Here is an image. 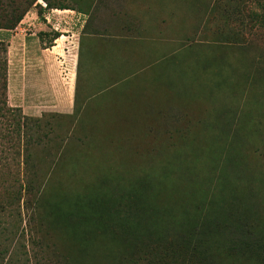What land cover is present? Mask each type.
Listing matches in <instances>:
<instances>
[{
	"label": "rangeland",
	"instance_id": "1",
	"mask_svg": "<svg viewBox=\"0 0 264 264\" xmlns=\"http://www.w3.org/2000/svg\"><path fill=\"white\" fill-rule=\"evenodd\" d=\"M21 1L12 3L14 12L48 11L42 0ZM46 1L83 13L79 20L85 22L72 65L56 51L81 21L40 17L47 49L36 77L54 80L46 78L43 88L38 80L31 102L23 103L30 111L21 109L23 115L42 117L32 192L7 197L10 187H18L11 176H21L22 168L10 149L0 151V264H145L146 243L163 247L167 229L185 232L180 224L161 228L157 236L155 224L139 223L143 232L135 227L143 216L133 205L139 189L133 177L162 172L170 164L179 170L184 160L200 168L209 188L219 162H227L228 192L237 202L258 203L256 219L264 227V0ZM8 9L9 0H0L1 17ZM3 32L6 104L21 108L14 104L19 34L14 27ZM53 32L59 39L49 42ZM88 32L94 33L82 35ZM28 61L23 66L33 67ZM42 89V94L54 89L61 98L52 93L44 98ZM163 125L184 127L188 137L151 134V127ZM166 159L170 162L162 165ZM96 197L100 202H91ZM229 221L245 223L242 215ZM241 232L232 234L250 235ZM259 238L264 242V232ZM190 241L200 244L195 236ZM263 244L241 256L246 264L264 260ZM166 250L161 264L193 262L179 250ZM231 255L224 256L226 263Z\"/></svg>",
	"mask_w": 264,
	"mask_h": 264
},
{
	"label": "trees",
	"instance_id": "2",
	"mask_svg": "<svg viewBox=\"0 0 264 264\" xmlns=\"http://www.w3.org/2000/svg\"><path fill=\"white\" fill-rule=\"evenodd\" d=\"M42 1L45 2L47 9L74 10L61 3L55 6L49 4L46 0ZM14 2L15 0H9L8 13L6 14V11H3L2 17L0 15V29H11L24 14L20 11H13L17 7L12 6ZM21 2L25 5H30L32 0H22ZM42 11V8H38L36 10L37 15L41 16ZM58 35L57 32H53L49 42L57 38ZM0 51H5L3 40L1 39ZM4 77L5 59L4 57H0V151L9 153L10 149V152L13 153L12 156L16 157L15 164H18L19 170L22 168L20 170L22 172L21 176H11L14 180H17L18 187H10L7 190V197L11 195L10 198H12L17 195L19 198L21 197L22 190L33 191V177H36V173L33 171L38 167L34 161L33 148L39 144V126L40 122H42V117L23 115L21 114V108L6 104ZM150 131L151 134H166L167 138L179 137L186 139L188 137L184 127L179 129L163 125L162 127H151ZM166 143L167 145L165 146H168L167 141ZM154 150H157V147ZM149 156L152 157V154L149 153ZM3 157L5 158L7 155L3 154ZM169 162L170 160L166 159L162 165ZM211 162L213 164L215 161ZM182 163L184 164H182V168L179 170H173L174 164H170L167 165V168L163 167L162 172L155 174L146 173L142 179L133 177L134 182L139 186V189L135 191L136 195L133 196L134 202L136 201L133 205L136 204L135 207L141 211L139 213L143 216V220L138 222L135 227L143 232V226L138 225L139 223L155 224L157 225V229L154 231V235L157 236V231L159 232L161 228L168 227L170 224L176 226L180 224V228L185 233L178 234L173 232L170 234L167 229L161 235V237H168L166 238L167 243L162 245L168 250L172 249L169 250L172 254L174 250H179L183 255H187L189 259H193V262L189 261L190 263L188 262V264L194 263L195 260L198 264H246L244 262L245 257L241 256L246 255L247 253L245 252L250 253L253 250H262L261 243H264L259 238L264 230L258 232V230L264 229V227L260 225L262 224L260 222L261 218L257 217L256 219V211L259 207L258 203H252L250 199L247 201L248 203L237 202V197L235 199L236 195L228 192L229 188L232 187V182L228 178L230 167L227 162L224 161L222 164L219 162V172L214 185L211 182L210 186L213 185L211 188L208 186L210 181L205 180L203 178L204 175H200V168L195 163L186 162V160ZM5 173L9 174L10 169H7ZM229 184L230 187H228ZM230 199L236 202L229 203ZM95 200L96 202H100V199L97 197L91 200V202H95ZM106 200L104 198V201ZM197 215L202 216L197 218ZM241 215L244 218V224L235 226L233 222L230 223L231 221L229 220L231 218L236 219ZM241 227H244V229H241ZM220 229L228 230L229 234L225 237L223 233H219ZM247 230L250 232L248 237L232 234L239 233L240 231L247 232ZM242 232L240 234H243ZM139 236L148 238L145 234H139ZM193 236L197 240H200V244L191 243L190 238ZM164 246H148V243H146L144 250L148 258L145 264L147 262L148 264H161L159 259L167 251ZM226 253L232 254L230 263L225 262L224 256ZM251 262L254 264H264V260L260 261L259 258L255 262L253 260ZM166 264H174V262L169 260Z\"/></svg>",
	"mask_w": 264,
	"mask_h": 264
},
{
	"label": "crops",
	"instance_id": "3",
	"mask_svg": "<svg viewBox=\"0 0 264 264\" xmlns=\"http://www.w3.org/2000/svg\"><path fill=\"white\" fill-rule=\"evenodd\" d=\"M59 13V14H58ZM57 14L58 16H61L64 21L72 20V18H75L76 21L80 19V16H83V13L75 12L70 9H48L46 12H42L41 16H38L36 13V9H32L27 11L22 15V17L19 19V22L14 26V34H19V41L17 42L19 44V60H20V77H19V83L17 87V97L15 101V105L21 106V109L26 112L30 111L26 107L23 106V103H30L31 101L29 100L30 93H32V90H34V87L36 85L37 88H39V85L37 82L44 81V85H41V88L47 86V80H54V78H47L45 80V76L37 78V73L38 70L37 68L42 70L43 66L45 65V53L44 50H46V47H42L43 44H45L46 40L42 39L43 36L46 34L45 30V24H42L43 22H40V17L43 19H46V21H49L50 15H55ZM81 21V24L79 25V28L73 32L70 36L67 38V43L62 44L64 48H61V51H56L58 55H60L63 60L67 61V63H73L75 65L76 61V50L78 44H79V32L80 28L84 26V19L79 20ZM95 25V24H93ZM94 27H90L89 31H91ZM30 30L29 33H26V31ZM3 29H0V36H3ZM94 33V32H93ZM93 33L88 32V33H83L82 35H85L87 37H91ZM42 36V37H41ZM48 36V35H47ZM57 39H59L57 37ZM57 39H53V41H57ZM66 39V38H65ZM71 45V46H70ZM51 49H54L56 45H51ZM53 51V50H51ZM25 58V59H24ZM29 60L28 63L30 64L33 62V67H30L29 65H26V68L23 66L25 63L24 61ZM72 64V65H73ZM43 71V70H42ZM65 74V73H64ZM72 75V78H74V71L70 73ZM53 82V81H52ZM50 92H47L46 94H42V91L40 92V95H44L43 97L46 98V95L50 93L54 94L58 99L61 97L59 96V93L56 94L54 92V89H49ZM52 91V92H51ZM26 109V110H25Z\"/></svg>",
	"mask_w": 264,
	"mask_h": 264
},
{
	"label": "built area",
	"instance_id": "4",
	"mask_svg": "<svg viewBox=\"0 0 264 264\" xmlns=\"http://www.w3.org/2000/svg\"><path fill=\"white\" fill-rule=\"evenodd\" d=\"M40 4H41L42 7H45V3L44 2L41 1ZM53 28L55 29V26Z\"/></svg>",
	"mask_w": 264,
	"mask_h": 264
}]
</instances>
